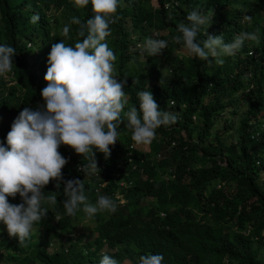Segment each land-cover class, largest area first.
Segmentation results:
<instances>
[{
    "label": "trees",
    "instance_id": "1",
    "mask_svg": "<svg viewBox=\"0 0 264 264\" xmlns=\"http://www.w3.org/2000/svg\"><path fill=\"white\" fill-rule=\"evenodd\" d=\"M201 1L159 0L155 7L151 0H119V19L110 24L107 39L120 57L113 75L118 82L126 80L124 112L135 106L142 116L138 92L151 91L159 109L176 114L177 122L159 127L149 151L143 152L144 145L132 140L122 112L124 123L117 128L118 140L109 146L110 155L105 159L97 151V173L87 176L78 169L88 159L62 144L58 151L68 160L63 179L83 180L88 203L107 196L116 203V211H98L88 217L96 238L86 243L87 236L81 234L74 241L69 236L87 214L80 206L75 216L67 215L64 184L57 190L56 181H50L44 196L56 195L57 203L42 204L48 209L47 217L34 223L25 243L10 237L0 223V242L12 264L21 258L23 264H100L104 255L118 264H140V257L147 254L163 255L162 264H264V189L260 184L264 26L258 24L264 0ZM54 7L59 8L60 18L48 16ZM194 8L214 13V27L206 29L209 35H222L230 43L241 32L257 33L259 43L246 40L237 54L223 57L222 64L211 57L171 56L176 48L186 50L183 41L174 43L172 37L180 35L177 25L187 23L186 16ZM37 13L40 20L32 23ZM94 15L91 0L85 7L76 6L74 0H0V45L16 50L12 71L0 76V143L6 145L20 111L44 105L41 92L47 86L44 77L52 45L60 40L73 47L82 42L72 18L86 22ZM245 16L251 21H245ZM62 24L70 28L67 37L61 33ZM136 36L167 40L168 47L148 56L140 52ZM206 38L201 29L198 39ZM139 54L146 58L142 66L148 65V71H141V64L139 73L129 71L134 55ZM244 103L248 110L237 130L238 139L226 144L216 119ZM122 182L125 187L120 186ZM145 199L154 200L146 211ZM8 201L22 202L19 194ZM51 241L68 242L69 247L51 250ZM106 248L112 252H103Z\"/></svg>",
    "mask_w": 264,
    "mask_h": 264
},
{
    "label": "clouds",
    "instance_id": "2",
    "mask_svg": "<svg viewBox=\"0 0 264 264\" xmlns=\"http://www.w3.org/2000/svg\"><path fill=\"white\" fill-rule=\"evenodd\" d=\"M74 3L85 7L89 0H74ZM91 5L95 13L92 18L82 22L73 17L71 21L79 26L77 31L83 37L82 42L77 41L73 47L60 40L51 47L50 66L44 77L47 86L41 92L44 105L20 111L7 133L6 145L0 143V223L5 225L9 236L18 237L21 244L30 237L34 223L47 217L48 209L42 204L57 203L56 195L44 196L43 189L50 181H56L57 190L64 184L63 206L69 216H75L80 206L88 217L98 211L115 212L117 208L107 196H99L96 204L88 203L83 180L65 181L62 169L68 160L58 151L62 144L71 147L89 161L78 171L85 176L96 174V152L108 158L109 146L114 145L120 135L117 128L124 123L121 113L128 104L124 91L126 80L118 82L113 75L117 57L106 42L111 35L110 24L119 19L116 15L119 0H91ZM213 15L212 10L194 8L186 16L187 23L177 25L180 35L172 37V41L177 44L183 41L189 55L202 60L215 58L218 64L224 62L223 57L237 54L246 40L259 43L257 33L241 32L230 43H225L222 35H209L206 29ZM244 19L251 21L249 16ZM39 20L38 13L31 17L32 23ZM201 29L207 37L203 41L198 39ZM69 31V26L65 25L62 35L67 37ZM168 43L164 39L148 38L141 51L156 56L167 49ZM15 55L14 47L0 45V76L12 71ZM138 98L142 116L138 115L137 107H131L124 112L126 126L132 130L131 138L136 144L150 145L156 138V130L162 125H174L178 117L161 111L151 91L138 92ZM17 194L22 202L10 204L8 197L14 198ZM163 260L161 254H147L140 257V264H162ZM100 264H118V261L104 255Z\"/></svg>",
    "mask_w": 264,
    "mask_h": 264
},
{
    "label": "rangeland",
    "instance_id": "3",
    "mask_svg": "<svg viewBox=\"0 0 264 264\" xmlns=\"http://www.w3.org/2000/svg\"><path fill=\"white\" fill-rule=\"evenodd\" d=\"M249 1L251 3L255 2V0H249ZM151 2H152V5L155 6V7L159 6V0H151ZM201 2H206V0H202ZM262 8H263V10L261 11V14L259 16L258 24H262V26H264V2L262 3ZM48 16L49 17H58V18H60V10H59V8L54 7L49 12ZM252 23H248V24L252 25ZM63 27H64L63 24L60 25L61 33H62V30H63ZM213 27H214V23H211V25L207 29L212 31ZM154 37H156L155 34H154ZM148 38L149 37L141 39L139 36H136L135 40L137 41L138 45L140 47H142L144 41L146 39H148ZM39 42L40 41H37V44ZM106 42H107L109 48L112 50L114 48V46H113V43H112L111 39L109 40V39L106 38ZM140 52H142V51H140ZM185 54L189 55L188 52H186V50H184V49L182 50V49L176 48V49L171 51V56H174V57L175 56L176 57H182V56H185ZM116 57H117V59L114 61V67L118 65L119 60H120L119 59L120 57H118V56H116ZM145 61H146V58L144 57V55H141V54H139L137 56L134 55V60L131 63V65L128 67L129 71L135 72V73H139L140 72L139 64H141V66H142L143 62H145ZM141 71H143V72L148 71V65L142 66ZM226 102H228V101H226ZM247 105H248L247 103L246 104L244 103L242 105H240V104L236 105V110H231L229 108L227 114H225L224 116H221V117H217V119H216L217 129L218 130H222V131L225 132V135L222 138H223V141L226 144H230L232 142H236L237 141V139H238L237 130H238L240 124H241V120L244 118V115H245V113L248 110L247 109ZM262 126L264 127V121L262 123ZM141 149L143 150V152H148L149 151L148 145L142 146ZM260 184H261L262 188L264 189V171H263V173L261 175V178H260ZM120 186L125 187L126 185H125L124 182H122L120 184ZM101 188H102V185L99 186V190ZM98 193L100 194L101 192H98ZM152 202H154L153 199H145L144 200L143 205H144V210L145 211H146V209H148L150 207V205H152ZM121 203H124V201L121 202ZM85 218L86 219H84V221H78L76 223L77 228L75 230V233L73 235L69 236L74 241L81 234H85V236H87L86 243L93 241L96 238V236H97L94 233V224L88 219V215ZM43 221H46V220L43 219ZM51 244H52V245H50L51 246V250H55V249L56 250H60V249H63V248L67 249L69 247L68 242L61 243V241H51ZM28 247H29V250L35 248V246L32 247V243H30L28 245ZM31 251H33V250H31ZM103 252H106V253L107 252H112V250L106 248ZM8 255H9V251H7L6 248L3 247L2 242H0V264H12L13 263V261H11L9 259ZM24 260L25 259L21 258V260L18 261L16 264L26 263ZM34 264H38V263L36 262ZM125 264H131V263L130 262H126Z\"/></svg>",
    "mask_w": 264,
    "mask_h": 264
},
{
    "label": "built area",
    "instance_id": "4",
    "mask_svg": "<svg viewBox=\"0 0 264 264\" xmlns=\"http://www.w3.org/2000/svg\"><path fill=\"white\" fill-rule=\"evenodd\" d=\"M166 7L168 8V7H169V5H167ZM254 57H255V59H257V58H258V57H257V55H256V56H254ZM172 104H173V103H172Z\"/></svg>",
    "mask_w": 264,
    "mask_h": 264
}]
</instances>
